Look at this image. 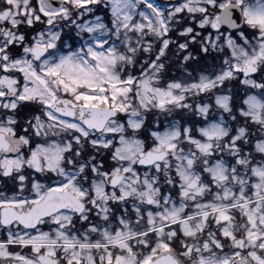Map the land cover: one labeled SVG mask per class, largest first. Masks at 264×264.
<instances>
[{
	"label": "snow or ice",
	"instance_id": "obj_1",
	"mask_svg": "<svg viewBox=\"0 0 264 264\" xmlns=\"http://www.w3.org/2000/svg\"><path fill=\"white\" fill-rule=\"evenodd\" d=\"M0 264H264V0H0Z\"/></svg>",
	"mask_w": 264,
	"mask_h": 264
}]
</instances>
